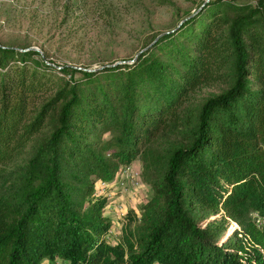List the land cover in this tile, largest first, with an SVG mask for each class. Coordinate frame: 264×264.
Instances as JSON below:
<instances>
[{
	"label": "trees",
	"instance_id": "1",
	"mask_svg": "<svg viewBox=\"0 0 264 264\" xmlns=\"http://www.w3.org/2000/svg\"><path fill=\"white\" fill-rule=\"evenodd\" d=\"M236 1L227 0L191 36L177 75L144 107L135 72L114 112L109 102L82 97L96 72L58 70L38 61L34 50L0 44V189L56 120L45 164L34 160L24 176L23 197L0 194V264H264V0ZM198 11L144 46L132 64L145 59L143 69L161 79L163 62L146 56ZM218 85L229 88L203 100L195 115L187 112L198 92ZM106 122L116 146L108 157L74 141H82L85 125ZM164 134L181 136L189 147L174 150L164 172L148 181L152 194L141 217L128 216L119 243L111 245L107 200L96 186L111 183L120 164L130 166ZM68 155H84L88 170L72 169L74 187L65 181ZM218 216L206 226L199 220Z\"/></svg>",
	"mask_w": 264,
	"mask_h": 264
},
{
	"label": "rangeland",
	"instance_id": "2",
	"mask_svg": "<svg viewBox=\"0 0 264 264\" xmlns=\"http://www.w3.org/2000/svg\"><path fill=\"white\" fill-rule=\"evenodd\" d=\"M226 1L0 0V44L15 46L21 52L32 49L40 54V57L36 56L38 61L49 63L58 70L66 66L82 71L103 70L96 72L90 84L82 85V97H94V100L105 101L107 104L109 102L114 112L123 106L125 84L135 72L137 100L140 102L143 98L141 106L144 107L151 100L149 96L156 95L155 89L170 83L177 75L176 70L181 68L185 54L191 47L189 39L199 32L203 24L211 22L212 16L223 8ZM205 3L207 6L201 12ZM235 3L256 5L257 0H238ZM197 11L200 14L193 22H187L177 34L163 39L162 43L146 56L147 60L156 58L163 62L166 68L161 73V79L154 78L143 69L145 59L137 65L132 64L144 46L154 38L175 30ZM118 63V68L110 67ZM103 68L115 69L105 71ZM56 75L70 80L69 75ZM228 88L229 86L218 85L198 92L189 104L187 112L195 115L203 100L220 95ZM83 105L87 107L86 104ZM113 114L110 110V115ZM55 124V119L49 121L27 153L13 165L6 183L0 189L1 195L10 192L17 198L23 197L21 190L24 188V176L34 160L39 159L40 166L45 164L42 155L46 152L44 148ZM107 126L108 122L87 124L82 141L77 140L78 136L74 141L80 144L82 142L86 147L94 146L99 154L108 157L116 146L113 143L114 133L105 132ZM179 147H189V144H185L182 137L176 134L161 135L145 149L143 156L130 166L120 164L111 183L97 184L98 196L107 200L105 216L109 218L111 227L105 238L109 244L119 243L128 224V216L141 217V208L152 194L148 181L164 172L173 151ZM102 149L104 151L99 152ZM83 154L86 155L84 152ZM84 155L76 160L69 155L63 159V165L66 167V185H79L78 180L73 178V168L75 172L76 169L88 172L83 165ZM116 163L119 164L118 161ZM75 196L76 190L72 193V198L75 199ZM216 218L219 216L199 220L202 226H206ZM235 228L237 226L231 224L230 231ZM226 239L227 236L223 237L222 241ZM43 264L51 263L45 260ZM54 264L68 263L58 260Z\"/></svg>",
	"mask_w": 264,
	"mask_h": 264
},
{
	"label": "water",
	"instance_id": "3",
	"mask_svg": "<svg viewBox=\"0 0 264 264\" xmlns=\"http://www.w3.org/2000/svg\"><path fill=\"white\" fill-rule=\"evenodd\" d=\"M32 50V49H31ZM145 50H143L142 52H140L136 57H135V59L133 60V63L138 59V57L144 52ZM120 64H124V63H120ZM119 65V63L118 64H116V65H113V66H110V67H116V66H118ZM104 69V68H103ZM87 71V70H86ZM99 71V70H98ZM98 71H96V70H91V71H87V72H98Z\"/></svg>",
	"mask_w": 264,
	"mask_h": 264
},
{
	"label": "built area",
	"instance_id": "4",
	"mask_svg": "<svg viewBox=\"0 0 264 264\" xmlns=\"http://www.w3.org/2000/svg\"><path fill=\"white\" fill-rule=\"evenodd\" d=\"M258 223H259L260 225H262L261 219H258Z\"/></svg>",
	"mask_w": 264,
	"mask_h": 264
}]
</instances>
